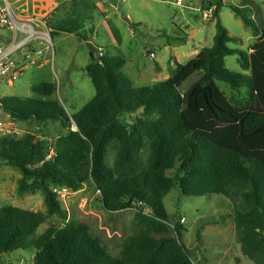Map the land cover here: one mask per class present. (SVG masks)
<instances>
[{"label": "trees", "instance_id": "16d2710c", "mask_svg": "<svg viewBox=\"0 0 264 264\" xmlns=\"http://www.w3.org/2000/svg\"><path fill=\"white\" fill-rule=\"evenodd\" d=\"M223 5L216 11L213 45L186 64L175 63L164 81L135 87L122 71L123 57L108 53L98 60L91 52L87 74L96 94L77 113L69 115L49 99L53 83L32 87L39 98H0L15 121L39 126L58 121L67 131L52 145L31 135L0 138V165L21 174L18 194L40 191L46 206L45 212L0 208V255L35 248L34 264H196L182 242L183 227L173 224L164 204L178 186L188 196L228 198L242 254L264 264V27L246 8L228 4L259 39L247 51L230 48L239 39L219 18ZM229 56H237L250 73L230 71ZM220 82L232 91L244 89L247 104L234 106ZM110 147L116 150L112 166ZM176 168L177 175L168 176ZM86 183L99 192L105 211L136 209L137 230L117 255L87 225L68 220L53 191H76ZM50 218L64 225L40 232Z\"/></svg>", "mask_w": 264, "mask_h": 264}, {"label": "rangeland", "instance_id": "374dc122", "mask_svg": "<svg viewBox=\"0 0 264 264\" xmlns=\"http://www.w3.org/2000/svg\"><path fill=\"white\" fill-rule=\"evenodd\" d=\"M13 10L20 18L40 20V30L51 35L54 53L43 66L27 71L14 85L0 80V98L6 96L39 98L32 92V87L41 83H53L56 87L50 100H57L69 115L77 113L96 94L87 74V67L92 63L91 51L87 42L95 48L94 59L100 52L105 55H119L126 58L127 67L142 66L152 68L155 60L164 67V75L170 74L174 55L178 50L191 51L195 46L213 45L216 18L204 22L201 18L166 2L154 0H9ZM219 18L231 36L239 39L230 43V48L249 50L259 39L254 38L240 17L229 7L233 4L246 8L250 17L264 27V0H223ZM181 28V29H180ZM186 33L184 34L183 31ZM66 31H72V34ZM182 31V32H181ZM85 39V41L83 40ZM7 45V44H5ZM4 48L7 46H3ZM156 56L150 58L149 51ZM190 58L182 60L187 63ZM124 68L135 87L154 84L159 75L151 69L145 71L143 80L136 82ZM226 67L235 73L243 71L237 56L226 58ZM194 76L188 82L196 81ZM164 81V80H163ZM221 90L233 105L237 102L245 105L248 101L246 91H232L225 83H218ZM13 136L23 138L27 135L48 142L52 145L57 138L67 134L58 121L35 125L30 122L15 121L6 113ZM142 115V111L136 113ZM130 124L128 117L123 119ZM75 129V128H74ZM116 150L110 147L107 163L112 166ZM147 155H144L146 158ZM168 176L175 177L177 168L168 171ZM19 171L8 165H0V208L12 205L34 212H45L44 197L40 191L33 194L19 195L17 191ZM61 199V204L68 214V220L87 225L108 248L112 255H117L122 242L136 232L134 217L136 209H127L110 213L103 209L99 192L91 184H84L78 190H69ZM164 204L173 224L183 227L182 242L192 253L196 264H256L245 257L236 235L233 216V203L222 195L194 197L184 195L175 186L165 198ZM182 218L185 221L182 223ZM51 224L59 227L64 222L50 218L41 228L44 231ZM36 249L14 251L0 255V264H34Z\"/></svg>", "mask_w": 264, "mask_h": 264}, {"label": "built area", "instance_id": "2783aa9c", "mask_svg": "<svg viewBox=\"0 0 264 264\" xmlns=\"http://www.w3.org/2000/svg\"><path fill=\"white\" fill-rule=\"evenodd\" d=\"M125 2L126 0H117ZM166 2L182 11H188L204 22L216 18L218 4L223 0H154ZM40 20L36 18H20L13 10L9 0H0V80L14 85L27 71L43 66L54 53L51 29L47 32L40 30ZM7 44V45H5ZM7 46V47H3ZM151 58L154 53L149 54ZM105 56L100 52L96 58ZM4 111L0 106V138L13 136L8 121L3 117ZM53 191L63 198L69 193L67 188H54ZM185 221L182 218L181 222Z\"/></svg>", "mask_w": 264, "mask_h": 264}, {"label": "crops", "instance_id": "0c3cea01", "mask_svg": "<svg viewBox=\"0 0 264 264\" xmlns=\"http://www.w3.org/2000/svg\"><path fill=\"white\" fill-rule=\"evenodd\" d=\"M219 14H220V11H219ZM255 15V14H254ZM254 15H253V18H254ZM181 29V28H180ZM212 29H213V31L216 33V26L214 25V27H212ZM183 31V33L184 34H186L185 32H184V30H182ZM181 31V32H182ZM230 34V33H229ZM215 36V35H214ZM211 47V46H210ZM201 48V46H195V48L191 51V49L190 48H188L187 50H178V56L177 55H174V57H175V60H176V63H180V64H183L182 63V60H185V59H187V58H190L189 60H191L192 58H194L196 55H198L199 54V52L203 49V48H205V47H202V49H200ZM150 53H154L155 54V52L154 51H149V54ZM150 56V55H149ZM155 56H156V54H155ZM124 58V57H123ZM151 58V57H150ZM155 58V57H154ZM154 58H152V59H154ZM125 59V65H124V67H123V69H122V71L124 70V68L125 67H127V60H126V58H124ZM155 65L152 67V68H148V67H142V66H129V67H127L126 69H127V72H128V74L136 81V82H138V83H140L142 80H143V77L145 76V73H144V70L145 71H151V69H153V71L155 72V73H157L158 75H159V79H157V80H159V81H155V80H153V82L154 83H157V82H160V81H163V80H166V79H168V77H169V75H164V67L158 62V61H156L155 60ZM188 62V61H187ZM184 64H186V63H184ZM172 65V67H174V63H172L171 64ZM123 73H124V71H123ZM125 74V73H124ZM128 78H129V76L127 75V74H125ZM130 79V78H129ZM132 82V81H131ZM145 86V85H144ZM141 87V86H140Z\"/></svg>", "mask_w": 264, "mask_h": 264}, {"label": "water", "instance_id": "95a60500", "mask_svg": "<svg viewBox=\"0 0 264 264\" xmlns=\"http://www.w3.org/2000/svg\"><path fill=\"white\" fill-rule=\"evenodd\" d=\"M87 46L89 47L91 52H95L96 51L95 46L91 42H87Z\"/></svg>", "mask_w": 264, "mask_h": 264}]
</instances>
